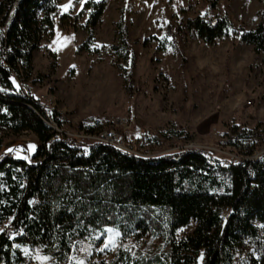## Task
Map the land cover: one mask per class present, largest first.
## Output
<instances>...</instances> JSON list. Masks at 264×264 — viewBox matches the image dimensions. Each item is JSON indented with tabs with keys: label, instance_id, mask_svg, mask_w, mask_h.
<instances>
[{
	"label": "trees",
	"instance_id": "trees-1",
	"mask_svg": "<svg viewBox=\"0 0 264 264\" xmlns=\"http://www.w3.org/2000/svg\"><path fill=\"white\" fill-rule=\"evenodd\" d=\"M105 4H83L88 17L79 50L97 51L94 28ZM57 7L58 0H0V125L12 134L30 131L38 141L27 160L0 159V225L10 220V229L0 231V264H34L19 245L41 247L57 262H66L78 240L104 227L115 228L122 239L138 240L147 233L164 238L163 264H232L246 242L257 252L248 264H264V241L253 223L264 226V152L235 161L197 148L144 157L102 142L85 147L44 123L39 100L16 85L30 78L34 52L53 36ZM82 10L71 22L67 14L60 15V23L76 30ZM258 16L250 30L233 27L225 16L188 18L182 29L206 43L233 29L264 59V12ZM115 36L110 48L118 61L133 62L122 15ZM118 68L131 80L130 72ZM255 152L250 147L245 154ZM190 221H195L193 231L176 238L177 229ZM142 257L119 246L101 264L162 262L160 255Z\"/></svg>",
	"mask_w": 264,
	"mask_h": 264
},
{
	"label": "rangeland",
	"instance_id": "rangeland-1",
	"mask_svg": "<svg viewBox=\"0 0 264 264\" xmlns=\"http://www.w3.org/2000/svg\"><path fill=\"white\" fill-rule=\"evenodd\" d=\"M211 1L106 0L94 28L97 51L89 52L79 50L88 10H82L80 0H71V7L64 11L60 6L69 0H58L53 36L41 41L33 54L30 78L20 80L18 86L36 98L43 96L46 102L52 99L68 132L75 135L78 128H112L144 157L190 148L221 159L249 157L245 153L250 147L256 153L264 151L262 53L240 41L233 29L212 43L182 29L188 18L225 16L233 27L250 30L258 21V12H264V0H216L214 6ZM81 10L76 30L60 23V15L67 14L66 21L71 22ZM121 15L135 53L134 61L127 64L118 61L110 48L117 42L116 24ZM118 65L131 73V80L121 74ZM3 127L0 159L6 154L28 156L32 152L28 145L37 147L32 132L10 134ZM253 223L264 241V226ZM194 227L195 221H190L177 229L175 237L190 234ZM8 229L10 220L0 225V231ZM117 233L113 227H104L78 240L66 262H57L41 247H19L32 256L34 264H75L77 259L85 264L107 263L119 246L136 250L143 260L160 255L162 262L150 264H163L161 253L168 247L164 238L147 233L138 240L133 236L122 239ZM109 238L115 243L105 247ZM38 256L48 259L37 260ZM252 256L257 257L256 249L246 242L232 264H248Z\"/></svg>",
	"mask_w": 264,
	"mask_h": 264
},
{
	"label": "built area",
	"instance_id": "built-area-1",
	"mask_svg": "<svg viewBox=\"0 0 264 264\" xmlns=\"http://www.w3.org/2000/svg\"><path fill=\"white\" fill-rule=\"evenodd\" d=\"M36 98V97H35ZM38 100H40L39 102L41 103V111H42V119L44 121V123L54 132L60 134V135H64L67 136L73 140H75L76 142L80 143V144H84V143H93V142H102L105 144H109L112 145L114 147H117L123 151L129 152V153H133L135 155H140L139 152H137L134 148V146L130 143V142H125L122 141L121 139H119L115 133V131L112 128H106V127H99L97 128L93 133H90L88 131H86L84 128H78L77 129V133L74 135V133H70L68 132L65 128V119L63 118L62 112L58 111L57 109H55L53 107V103H52V99H48V101L46 102L43 96H40L39 98H37ZM95 125H98V122L96 121L94 123ZM6 132L12 134L11 131L6 130ZM23 133V132H21ZM1 130H0V138H1ZM78 135V136H76ZM146 135H143L142 137H145ZM140 143V141H139ZM224 144H228V141L223 142ZM264 151H261L259 153L255 154L253 153L252 155H250L249 157H246L248 159H255L259 154L263 153ZM229 159V158H228ZM240 159V158H238ZM238 159H233L230 158V160L235 161ZM209 164H213L212 161H209ZM224 166V165H222ZM225 216V213H224Z\"/></svg>",
	"mask_w": 264,
	"mask_h": 264
},
{
	"label": "snow or ice",
	"instance_id": "snow-or-ice-1",
	"mask_svg": "<svg viewBox=\"0 0 264 264\" xmlns=\"http://www.w3.org/2000/svg\"><path fill=\"white\" fill-rule=\"evenodd\" d=\"M81 2V5H83L85 3V0H80ZM64 11H67L69 7H71V0H69V3L68 4H65V5H61L60 6ZM168 39H171V37H169ZM169 51H171V49H169ZM11 79V78H10ZM13 85H16V82L15 80L12 81ZM18 87V85H16ZM28 148H29V151H35V148H36V145L34 144H29L28 145ZM9 152H12V151H17L19 152V150H14V149H8ZM17 158H22V159H28V156H17ZM116 235H119V233H117ZM115 241L113 238H109L107 243L105 244V247H107L109 244H112L114 245ZM37 260H47L48 258L47 257H36ZM75 264H85V261L82 260V259H77L75 260Z\"/></svg>",
	"mask_w": 264,
	"mask_h": 264
},
{
	"label": "crops",
	"instance_id": "crops-1",
	"mask_svg": "<svg viewBox=\"0 0 264 264\" xmlns=\"http://www.w3.org/2000/svg\"><path fill=\"white\" fill-rule=\"evenodd\" d=\"M19 135V134H18ZM33 136H34V139L33 140H35V142L38 144V141H37V138H36V136L33 134ZM6 155H8V154H6ZM10 156V155H9ZM12 157H14V156H12Z\"/></svg>",
	"mask_w": 264,
	"mask_h": 264
}]
</instances>
